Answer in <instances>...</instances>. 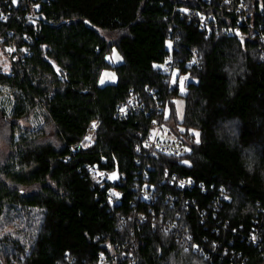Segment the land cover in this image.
Wrapping results in <instances>:
<instances>
[{"label":"trees","instance_id":"trees-1","mask_svg":"<svg viewBox=\"0 0 264 264\" xmlns=\"http://www.w3.org/2000/svg\"><path fill=\"white\" fill-rule=\"evenodd\" d=\"M238 1L248 8L250 25L264 32V0ZM175 9L238 26V15L219 0H20L16 8L12 0H0V44L17 49L10 71L0 69V101H8L0 103V135L7 144L0 163V264H98L99 252L122 248L131 237L138 244L135 264H264V42L242 24L239 35L206 37ZM113 48L119 64L106 59ZM187 48L201 56V68L187 67ZM167 60L178 69L179 82L187 78L182 93L169 89ZM106 69L117 80L100 86ZM130 91L147 108L153 106L147 92L153 91L190 151L137 163L139 135L156 114L118 117L116 108ZM33 119L42 124L31 127ZM95 120V145L71 156L70 146ZM48 127L57 144L43 141ZM87 164L125 177L109 185L120 193L113 210L104 192L84 179ZM166 171L192 179L194 187L181 192L162 184ZM144 172L162 193L153 203L132 191ZM220 187L228 200L216 210ZM167 194L177 196L173 209ZM139 212L147 217L142 224L132 219ZM175 213L208 256L154 226ZM254 229L256 245L247 240ZM129 252L106 264H131Z\"/></svg>","mask_w":264,"mask_h":264},{"label":"built area","instance_id":"built-area-1","mask_svg":"<svg viewBox=\"0 0 264 264\" xmlns=\"http://www.w3.org/2000/svg\"><path fill=\"white\" fill-rule=\"evenodd\" d=\"M219 3L223 6H226L232 12H235L238 17V26H218V24L214 21L213 17L205 16L198 12H193L191 10L182 11V9H175V12H180L188 21V23H193L194 26L208 37L211 33H214L218 36L219 32H239V26L242 24L245 27H249L252 30L254 27L250 25L249 22V11L247 6L244 4L243 1L238 0H219ZM30 7V6H29ZM260 27H263L260 25ZM263 30L254 29L256 34L260 35V40L264 42V32ZM1 46V44H0ZM4 50L6 57L12 61L17 59V49L14 44H11L8 47L1 46ZM178 47V39L176 38L174 41L171 42L170 48L173 50H177ZM11 49V51H10ZM188 59H187V67L199 69L202 66V59L201 56L194 50L188 49ZM20 52L27 54L28 51L26 48H22ZM264 61V58L262 59ZM164 72L171 77L170 83V90L176 89L180 90V82L178 81V69L174 67L173 60H167L163 66ZM147 95L152 99L153 106L147 108L139 95L135 94L134 92L130 91L128 98L122 104H120L116 108V115L120 118L127 117L134 113H142L148 115L150 113H155L156 117L151 121V125L149 130L144 133L140 134V144L135 147V153L137 155L136 162L140 163L141 160L147 159L152 156L156 155H163L169 157H179L187 153V145L183 138H181L176 129L172 127V125L167 122L166 119V110L164 107L160 106L158 102L155 100L153 91H148ZM123 109V111H121ZM95 124V126H93ZM100 126V122L98 120L93 121L89 127L87 128L85 134L81 138V140L71 145L69 148V154L73 156L77 152L81 151L82 149H87L95 145L97 139V130ZM87 138V139H86ZM84 179L87 180L93 189H96L97 193L104 192L105 201L109 205V210H113L115 206H117L120 202V193L114 186V184H119V182L124 181L125 177L121 175L117 170L109 171L106 169H99L94 165H84ZM113 173H115V178H111ZM167 173V174H166ZM146 173L142 174V182H134L132 191L136 194L137 199L141 200L144 203H153L156 200L160 199L162 196L161 191L157 189V186L151 182L145 180ZM184 182L183 186H181V182ZM191 181V182H189ZM162 184H167L170 187L176 188L178 191L184 192L190 190L194 187V181L190 178H183L176 174H169L167 171L163 174ZM109 186V187H107ZM204 191V189H203ZM96 193V198L98 194ZM119 194L118 196L115 194ZM166 197L170 199L169 208L173 209L176 205L177 196H173L171 194H167ZM228 197L226 195V191L224 188L220 187L218 189V195L213 203V208L218 210L220 207L221 201H227ZM179 204L182 205L185 209L186 205H188L184 200H180ZM206 215L204 212L200 213L201 222L206 221ZM179 214L175 213L173 218L164 219L160 221H155L154 226L158 227L159 229L164 230L166 233L172 234L176 241L180 242L186 248H189L194 253L198 254H205L208 256L206 252L203 251L202 247L192 240V237L188 233L187 230H184L178 223ZM132 219H134L139 224H142L147 221V217L144 213L139 212L136 215L134 214ZM120 227L123 226L124 219L119 220ZM258 232L256 229L250 233L249 237L247 238L248 242L252 243L253 245L259 244L257 238ZM255 237V239H253ZM264 248V243L262 244ZM129 249L130 252L128 254V259L131 264L136 263L137 257V249L138 244L135 238H130L129 244L122 248H117V250L113 251L112 249L108 254L103 252H99L97 254L98 264H106L109 261L115 260L118 257L125 258L127 256L126 250ZM65 258L68 259V255H65ZM68 263L71 264V261L68 260Z\"/></svg>","mask_w":264,"mask_h":264},{"label":"rangeland","instance_id":"rangeland-1","mask_svg":"<svg viewBox=\"0 0 264 264\" xmlns=\"http://www.w3.org/2000/svg\"><path fill=\"white\" fill-rule=\"evenodd\" d=\"M115 50V51H114ZM109 62H111L112 64H119L122 59L121 56L119 55V53L117 52L116 48H113L111 55H109L106 58ZM11 62L5 55L4 50L2 49V47L0 46V69L4 72H9L11 69ZM5 67H7V70H5ZM117 80V76L116 73L112 70L106 69L101 73L100 79H99V85L100 86H104L106 84H110V83H115ZM103 81V82H102ZM180 92L181 91V87H180ZM184 92V91H183ZM7 99L1 100L0 103L3 106H7ZM175 107H176V113L179 119L182 118L183 115V110H184V100L179 98L175 101ZM166 116H168V112L166 114ZM41 119H36L34 121L31 120V127H37L40 126L42 123ZM170 125H172V127L174 129H176V126L172 123L169 122ZM47 135L43 138V141L46 142H50L53 144H57V137L55 135L54 130L50 127L47 128ZM7 154V144H6V140H5V136L4 135H0V163L4 160L5 156ZM1 257V256H0Z\"/></svg>","mask_w":264,"mask_h":264},{"label":"snow or ice","instance_id":"snow-or-ice-1","mask_svg":"<svg viewBox=\"0 0 264 264\" xmlns=\"http://www.w3.org/2000/svg\"><path fill=\"white\" fill-rule=\"evenodd\" d=\"M12 2L13 3H16V0H12ZM182 11H187V9H182ZM87 23V22H86ZM238 35H239V33H237ZM10 51H11V49H10ZM115 51V50H114ZM5 70H7V67H5ZM185 79H187L186 77H184V78H181L180 79V87H181V91L183 92L184 91V80ZM103 82V81H102ZM121 111H123V109H121ZM93 126H95V124L93 125ZM190 131H192V130H190ZM194 135H196V137H197V143H199V133H194ZM87 139V138H86ZM186 151H190V149H186ZM183 163L184 164H189V161H187V160H184L183 161ZM167 174V173H166ZM111 178H115V173H113V175H112V177ZM189 182H191V181H189ZM183 184H184V182L182 181L181 182V186H183ZM115 195H119L118 193L117 194H115ZM253 239H255V237H253Z\"/></svg>","mask_w":264,"mask_h":264},{"label":"water","instance_id":"water-1","mask_svg":"<svg viewBox=\"0 0 264 264\" xmlns=\"http://www.w3.org/2000/svg\"><path fill=\"white\" fill-rule=\"evenodd\" d=\"M20 0H16V3H14V6H15V8L18 6V2H19Z\"/></svg>","mask_w":264,"mask_h":264}]
</instances>
